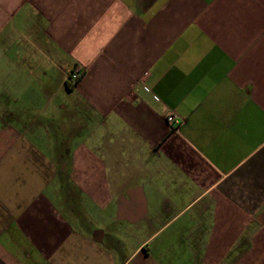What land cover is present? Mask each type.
Instances as JSON below:
<instances>
[{"label":"crops","instance_id":"obj_1","mask_svg":"<svg viewBox=\"0 0 264 264\" xmlns=\"http://www.w3.org/2000/svg\"><path fill=\"white\" fill-rule=\"evenodd\" d=\"M0 264H264V0H0Z\"/></svg>","mask_w":264,"mask_h":264},{"label":"built area","instance_id":"obj_2","mask_svg":"<svg viewBox=\"0 0 264 264\" xmlns=\"http://www.w3.org/2000/svg\"><path fill=\"white\" fill-rule=\"evenodd\" d=\"M82 73V68H80L79 66H75L64 78L65 82L70 84L71 86H74L80 79ZM164 119L170 128L174 127L178 123V118L172 112H168L164 116Z\"/></svg>","mask_w":264,"mask_h":264},{"label":"trees","instance_id":"obj_3","mask_svg":"<svg viewBox=\"0 0 264 264\" xmlns=\"http://www.w3.org/2000/svg\"><path fill=\"white\" fill-rule=\"evenodd\" d=\"M65 85H66V88H67V89H70L71 87H73V86H71L70 84H68V83H66V82H65Z\"/></svg>","mask_w":264,"mask_h":264},{"label":"rangeland","instance_id":"obj_4","mask_svg":"<svg viewBox=\"0 0 264 264\" xmlns=\"http://www.w3.org/2000/svg\"><path fill=\"white\" fill-rule=\"evenodd\" d=\"M82 135L80 134L78 137H81ZM77 139V138H76Z\"/></svg>","mask_w":264,"mask_h":264}]
</instances>
